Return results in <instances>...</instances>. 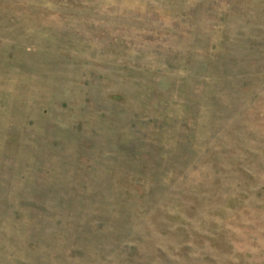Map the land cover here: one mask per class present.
Returning <instances> with one entry per match:
<instances>
[{"label": "rangeland", "instance_id": "obj_1", "mask_svg": "<svg viewBox=\"0 0 264 264\" xmlns=\"http://www.w3.org/2000/svg\"><path fill=\"white\" fill-rule=\"evenodd\" d=\"M0 264H264V0H0Z\"/></svg>", "mask_w": 264, "mask_h": 264}]
</instances>
